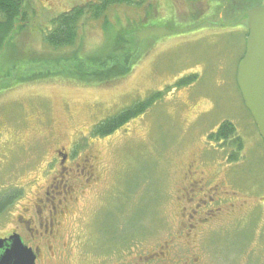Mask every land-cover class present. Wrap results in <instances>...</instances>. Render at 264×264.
I'll return each instance as SVG.
<instances>
[{
	"label": "rangeland",
	"instance_id": "obj_1",
	"mask_svg": "<svg viewBox=\"0 0 264 264\" xmlns=\"http://www.w3.org/2000/svg\"><path fill=\"white\" fill-rule=\"evenodd\" d=\"M27 1L34 4L35 26L56 14L42 9L47 0ZM146 1L150 6L152 0ZM148 12L119 6L105 20L137 37L150 29L136 31L149 21ZM103 20L82 24L87 53L106 41ZM239 20L227 28L197 25V32L135 38L132 56L140 59L131 73L103 85L60 77L2 88L0 200L11 202L0 214V238L16 229L18 216H33L24 214L23 205L32 207L50 182L53 196L65 191L79 200L68 208L62 248L53 246L39 264H264V145L237 86L247 42L246 22L234 24ZM34 45L51 56L75 50L49 53L41 38ZM108 45L103 59L112 52ZM0 76L1 85L6 77ZM156 95L150 109L112 136H93L100 123ZM225 122L235 126L243 150L209 140ZM63 148L73 156L65 179L57 155ZM89 153L97 157L100 180L81 188L75 166ZM189 165L204 178L201 192L184 191L201 186L184 180ZM160 252L166 260L152 261L150 255Z\"/></svg>",
	"mask_w": 264,
	"mask_h": 264
},
{
	"label": "trees",
	"instance_id": "obj_2",
	"mask_svg": "<svg viewBox=\"0 0 264 264\" xmlns=\"http://www.w3.org/2000/svg\"><path fill=\"white\" fill-rule=\"evenodd\" d=\"M48 1L41 3L42 9L49 16L52 13L56 14L42 26H35L33 21H36L37 15L35 10H32L34 4L27 0H0V61L2 59L4 64L0 72H4L6 77L0 85V90L12 89L22 83L33 84L60 77L83 84L96 82L103 85L110 79H118L130 74L135 61L140 59L137 57L134 59L132 56L137 50L135 47L137 37L122 27L117 31L108 27L106 22L108 20L105 18L111 8L128 5L143 6L149 9V21L141 24L140 29L137 28L136 31L156 26L164 27L172 34L181 35L186 32H197V25L204 27L208 24L209 28L230 27L232 21L239 16L244 17L248 10L264 6V0H152L150 6L147 5L146 0L144 2L143 0H51L50 5ZM162 6L168 11L167 17L160 16ZM152 13L153 15L150 16ZM221 17L222 19H218ZM215 18L221 22L213 21L212 19ZM100 20H103L108 33L106 41L96 51L87 53L86 44L82 40L83 35L80 34L82 24L85 21ZM202 23L204 25H201ZM242 30L247 37V27ZM40 38L44 46L51 50L48 51L49 53L75 50L65 56L43 54L38 52L34 45L40 41ZM108 44L114 46L110 55L103 59V49H106ZM0 78L4 80V77L0 76ZM157 97L160 96L156 95L149 101H144L100 123L92 130L93 136L98 138L112 136L150 109ZM220 126L217 134H211L209 140L219 142V138L223 137L242 150L241 139L236 135L235 126L228 122ZM9 202L11 201L6 197L0 200V214L4 212Z\"/></svg>",
	"mask_w": 264,
	"mask_h": 264
},
{
	"label": "flooded vegetation",
	"instance_id": "obj_3",
	"mask_svg": "<svg viewBox=\"0 0 264 264\" xmlns=\"http://www.w3.org/2000/svg\"><path fill=\"white\" fill-rule=\"evenodd\" d=\"M244 20L245 18H242V19L240 18V20L234 24L241 25ZM215 134H217V132ZM218 141L219 142H216V144L218 143L221 144V143H224L226 139L221 137L219 138ZM232 146L236 150L237 148L238 149L240 148L234 144ZM70 152H71V148L69 149V151H66V149L63 148L62 150H59L57 152V155L60 156V161H61L60 163L62 165V170H63V172H60V174L63 177V179H65L66 175L71 174L70 170L73 172V169L72 168L69 169L68 167V164L71 162L73 158ZM235 154H237V151L235 152ZM232 156H235V155H232ZM97 165H98L97 157L94 156L93 153L85 154L81 159V163L76 164L75 168H81V169L79 170V174H76V171H75L74 176H77L79 179L81 178L84 179V184H81V188H84V187L89 188V186L92 187L99 183L100 174H98ZM197 178H198V181H197ZM184 180L186 182H189L192 186H194L193 182L196 185L197 184L201 185L200 188L196 189V191L190 190L191 186L190 187L188 186L185 188L184 190L185 192H188V193L197 192L198 193V192H201V190H203L204 188L203 187L204 178L201 174H199L198 170H196L193 165H189L185 169ZM44 188H46L45 191L42 192L40 195H38V197H35L36 200L32 204V207L24 208V205H23V209L21 208L24 214L26 215L31 214L33 216H29L30 218H28V220L24 219V217L22 216H18L16 218V222H17L16 229L15 230L13 229L12 231L9 232V234L6 237H3V239H7V237L19 234L23 242L26 244V246L31 247L34 254L36 255L35 264H39L43 259H45V257L48 255L47 253L45 254V252H49L50 254H53L54 248L51 250L53 246L56 247L57 245H60V247L62 248L61 242H60L63 238L61 229L64 227V224L66 223L67 213H69L70 211L68 208L69 206L70 208L75 206L76 202L79 200L78 198L74 196L73 193H67L65 191L56 193L55 194L56 197L53 196L54 191L51 190L52 184L50 182ZM68 192H71V190ZM179 193L181 194L180 199L186 198L183 196L182 191H180ZM208 195H209V192H203V196H208ZM204 200H205V197L202 198V201L199 202V205L204 203ZM47 210H50L51 214L48 216V218H45L43 217V215L45 214V211ZM194 212L195 210L193 209L191 213H194ZM44 244L46 245L47 249H43ZM164 257H165V254L162 252H160L159 254L150 255V258L152 259V261H158L159 263L161 261L166 260ZM64 258H65L64 256L61 257L62 260H64ZM66 260H67V257H66Z\"/></svg>",
	"mask_w": 264,
	"mask_h": 264
},
{
	"label": "water",
	"instance_id": "obj_4",
	"mask_svg": "<svg viewBox=\"0 0 264 264\" xmlns=\"http://www.w3.org/2000/svg\"><path fill=\"white\" fill-rule=\"evenodd\" d=\"M246 52L237 68V85L264 143V6L248 10ZM165 28L152 27L138 34L139 41L168 36ZM36 255L21 236L0 238V264H35Z\"/></svg>",
	"mask_w": 264,
	"mask_h": 264
},
{
	"label": "bare ground",
	"instance_id": "obj_5",
	"mask_svg": "<svg viewBox=\"0 0 264 264\" xmlns=\"http://www.w3.org/2000/svg\"><path fill=\"white\" fill-rule=\"evenodd\" d=\"M244 21L246 22V27H247V25H248V18H245ZM242 24H243V23H242ZM236 78H237V75H236Z\"/></svg>",
	"mask_w": 264,
	"mask_h": 264
}]
</instances>
